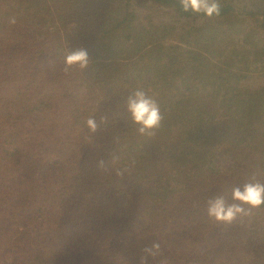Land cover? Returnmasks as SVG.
Listing matches in <instances>:
<instances>
[{
	"label": "trees",
	"instance_id": "obj_1",
	"mask_svg": "<svg viewBox=\"0 0 264 264\" xmlns=\"http://www.w3.org/2000/svg\"><path fill=\"white\" fill-rule=\"evenodd\" d=\"M220 5L0 0V264H140L157 242L148 264H264V206L206 210L264 182V0ZM80 47L89 68L65 74ZM140 87L165 116L151 139L125 109Z\"/></svg>",
	"mask_w": 264,
	"mask_h": 264
},
{
	"label": "clouds",
	"instance_id": "obj_2",
	"mask_svg": "<svg viewBox=\"0 0 264 264\" xmlns=\"http://www.w3.org/2000/svg\"><path fill=\"white\" fill-rule=\"evenodd\" d=\"M184 12L193 14H203L208 18L217 17L221 14L220 0H179ZM10 23L15 24L16 19L12 18ZM91 64L88 51L83 48L70 50L65 56L64 73H69L72 69L81 71L87 70ZM151 89L137 88L125 101V109L131 124L135 126L136 132L141 137L153 138L164 127L165 116L155 95L150 94ZM107 118L101 117L100 123H106ZM100 123L95 117L86 120L87 128L91 134L98 132ZM119 157L111 156L112 163H116ZM135 161H131L123 168H117L116 175L123 177L125 173H130ZM98 166L106 167V161L100 159ZM264 206V182L258 180L253 175L242 185L233 187L231 192V202L224 195H217L207 201V215L217 223L230 224L238 218L250 216L253 209ZM161 245L159 242L153 243L151 247L144 249L147 254L141 257L140 264H148L147 257L155 259L160 255ZM159 264H169L167 258L159 261Z\"/></svg>",
	"mask_w": 264,
	"mask_h": 264
},
{
	"label": "rangeland",
	"instance_id": "obj_3",
	"mask_svg": "<svg viewBox=\"0 0 264 264\" xmlns=\"http://www.w3.org/2000/svg\"><path fill=\"white\" fill-rule=\"evenodd\" d=\"M231 1H235L236 2V5L238 6L239 10L241 9L240 7L245 6L247 3H250V0H231ZM254 83H258L257 80H255Z\"/></svg>",
	"mask_w": 264,
	"mask_h": 264
}]
</instances>
